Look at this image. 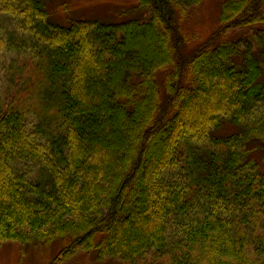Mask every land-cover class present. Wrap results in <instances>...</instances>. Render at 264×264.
Listing matches in <instances>:
<instances>
[{"label":"trees","instance_id":"1","mask_svg":"<svg viewBox=\"0 0 264 264\" xmlns=\"http://www.w3.org/2000/svg\"><path fill=\"white\" fill-rule=\"evenodd\" d=\"M202 1L139 0L148 22L66 27L49 23L47 0H0L20 50L44 61L38 88L58 97L54 127L0 104V242L68 239L49 264L92 250L126 264L175 251L169 264H256L253 251L264 264V51L222 38L264 25V0H223L218 30L187 58L179 23ZM156 36L166 46L137 58ZM9 43L0 34V53ZM225 127L237 132L219 136Z\"/></svg>","mask_w":264,"mask_h":264},{"label":"rangeland","instance_id":"2","mask_svg":"<svg viewBox=\"0 0 264 264\" xmlns=\"http://www.w3.org/2000/svg\"><path fill=\"white\" fill-rule=\"evenodd\" d=\"M46 1V0H45ZM223 0H203L198 5L189 6L186 9V14L180 20V26L186 38L184 44V56L189 58L199 46L206 43L211 36H213L220 26V13ZM47 9L50 12L49 23L61 26H69L78 20H89L101 23L103 25H121L128 22H148L151 18L150 8H142L139 0H47ZM74 21V22H73ZM179 22V19H178ZM0 34L5 35L10 42L11 49L9 51L0 53V104L13 105L16 108L24 111L27 116H30L35 122L42 127H54L53 120L55 110L51 108L54 103L53 99H58L56 88L52 84L47 83L43 89H39V84H43L45 79L46 68L44 61L33 54V57L26 55L23 50H20L22 36L18 33L12 24L9 17L0 13ZM264 34V25L260 24L253 29L237 28L230 31L222 38H232L242 40L244 46L250 45L253 50L264 51V41L262 45L258 44L259 36ZM258 35V36H257ZM163 36V35H162ZM158 37V36H156ZM160 39L153 38L149 40V46L152 50H142L144 44L137 43L138 53L137 58L152 57L154 52L161 51L166 42L163 37ZM17 42H15V41ZM158 40V41H157ZM12 41V42H11ZM154 44V45H153ZM154 46V49H153ZM261 47V48H260ZM242 50L243 47H241ZM35 57V58H34ZM260 66L262 68L261 79L264 80V60L260 57ZM219 62L216 58L211 57L206 65L209 69H216ZM215 71V70H212ZM24 109V110H23ZM192 123V121H191ZM234 127H225L217 132L219 136H227L237 132ZM153 147L163 153L166 152V145L164 142L156 141ZM221 148V147H219ZM257 160H264V146L254 151ZM175 176L174 173L168 172L164 179L169 180ZM137 188L142 189V184L139 182L130 189L128 195L129 204H133V198L136 194ZM130 193H133L131 196ZM137 214L140 212L135 207ZM127 229L119 231V239H126L128 231H134L132 225H127ZM117 235L114 236L116 238ZM117 237V238H118ZM68 239L54 242L49 247H43L40 244L25 247L16 241L0 242V264H49L51 260L59 253V251L68 243ZM173 247V246H172ZM180 251L169 253L158 258V255L151 253L148 255L147 262H156L157 264H169L172 256L178 255ZM250 258L254 263L256 256L253 251H250ZM157 259V260H155ZM264 258L261 259V262ZM68 264H126L117 259H107L100 262L97 259L95 251L80 252Z\"/></svg>","mask_w":264,"mask_h":264}]
</instances>
